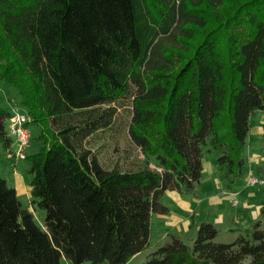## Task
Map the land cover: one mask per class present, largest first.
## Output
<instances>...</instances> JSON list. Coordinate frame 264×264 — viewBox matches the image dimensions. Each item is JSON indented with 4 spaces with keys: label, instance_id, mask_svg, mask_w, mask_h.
Instances as JSON below:
<instances>
[{
    "label": "trees",
    "instance_id": "trees-1",
    "mask_svg": "<svg viewBox=\"0 0 264 264\" xmlns=\"http://www.w3.org/2000/svg\"><path fill=\"white\" fill-rule=\"evenodd\" d=\"M0 81L40 143L25 161L43 212L39 224L0 175V264H126L168 213L163 193L194 191L206 153L223 188L245 177L264 112V0H0ZM124 100L126 145L106 160ZM9 115L0 106L4 153ZM217 233L203 221L191 245L170 235L141 264H264L259 221L229 243Z\"/></svg>",
    "mask_w": 264,
    "mask_h": 264
},
{
    "label": "crops",
    "instance_id": "crops-1",
    "mask_svg": "<svg viewBox=\"0 0 264 264\" xmlns=\"http://www.w3.org/2000/svg\"><path fill=\"white\" fill-rule=\"evenodd\" d=\"M260 136L264 138L262 126ZM253 160L256 161V159L248 158L245 176L258 174L259 167H263L253 163ZM202 163V176L193 193H180L176 190H167L163 193L161 201L169 211L166 214H156L154 218H151L150 240L153 226L158 224L163 227V232H160L155 240L156 247L168 241L170 235L182 238L183 234H187L189 238H193L197 226L203 221H209L215 225L218 230L215 237L217 240L221 232L249 231L253 222L259 217L260 211L264 207V194L259 197V193L261 189L264 191V188L248 186L243 178L238 185L231 189H225L223 181L216 171L215 161L213 163L210 158L208 159V156L204 155ZM252 169H255V172L252 173ZM12 182L10 185L15 188L17 196L20 193L29 195V187L22 186L21 182L15 178L12 179ZM256 187L257 189H254ZM228 192H236V199H239H237L236 205H233ZM226 204H231L233 207L241 205V209L237 213H232ZM138 255L139 253L131 259Z\"/></svg>",
    "mask_w": 264,
    "mask_h": 264
},
{
    "label": "rangeland",
    "instance_id": "rangeland-1",
    "mask_svg": "<svg viewBox=\"0 0 264 264\" xmlns=\"http://www.w3.org/2000/svg\"><path fill=\"white\" fill-rule=\"evenodd\" d=\"M19 101H20V97L17 94V92L13 88L7 86L4 82L0 81V106L4 107L7 110H11L12 108H15L16 110L20 112H24ZM130 110H131V107H130L129 100H124L123 102L120 103L119 106H117V118H116V122L114 123V127L116 128V130L115 132L112 133L111 136L109 135V138L104 139V142L106 144L105 149H104V155H105L106 160L108 158L114 159L119 154V152L118 153L114 152L112 144L117 143L119 149H123V147L126 145L125 143L126 119L128 118L130 114ZM263 123H264V113L260 111H256L251 116V121H250L251 126H250V130L248 134V149H247V155H246V161H245V168H247L248 158L256 159V161L253 160V163H256L258 166H264V138L260 136L261 126ZM6 132L10 136L8 132L7 124H6ZM33 134L34 135L37 134V129L34 130ZM39 144L40 143L38 141H35V140L30 141V146L27 150V153L28 154L34 153L37 150ZM205 155L208 156V159L210 158V160H212L214 163V155L212 153H206ZM26 168H27V162L25 160H22V161L21 160H17V161L10 160L7 157L6 153H4V151L0 147V175L7 180V183L9 185L13 183L12 179L15 178L16 180L21 182L20 184L22 186L24 185L25 187H28L27 185L28 176L26 173ZM251 172L252 173L255 172V169H252ZM254 189H257V187ZM262 190L263 189L260 190L259 197H261L262 194H264V191ZM18 198L25 206L28 207L30 211L33 212L35 221L41 224V221L43 218V212L32 207V205L30 204L29 195H24L23 193H20L18 195ZM227 208L232 213H235V212L237 213L240 211L241 205L233 207L230 204V205H227ZM154 216H156V214H152V218H154ZM256 221H259L261 228L264 229V219L261 217V215H259V217L254 222ZM196 231L197 229L195 230L193 234L194 235L193 238H189L187 234H183L181 239L188 245H191L196 237ZM160 232L161 233L163 232V227L162 226L160 227L158 224L157 225L155 224L153 226L152 238L149 242L148 247L142 252H140L138 256L134 257L133 259H130L126 264L143 263L146 260L148 254L156 248L155 240L156 238H158ZM240 233L244 234L245 231L234 232V233L221 232L217 240L215 239L214 240L216 242L221 241V243H229V242H232ZM60 264H72V263L62 258L60 260ZM81 264H91V263L89 261H84ZM101 264H106V263L103 262Z\"/></svg>",
    "mask_w": 264,
    "mask_h": 264
},
{
    "label": "built area",
    "instance_id": "built-area-1",
    "mask_svg": "<svg viewBox=\"0 0 264 264\" xmlns=\"http://www.w3.org/2000/svg\"><path fill=\"white\" fill-rule=\"evenodd\" d=\"M30 121L25 112H20L15 108L10 110L7 118L8 132L12 143L6 150L7 157L12 161L25 160L27 150L30 146V131L27 123ZM244 182L248 186H258L264 188V175L248 174L244 177ZM232 198L233 205L237 204L236 192H228Z\"/></svg>",
    "mask_w": 264,
    "mask_h": 264
}]
</instances>
